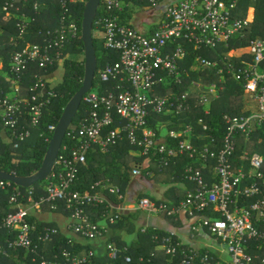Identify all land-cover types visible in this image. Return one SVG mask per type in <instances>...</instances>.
<instances>
[{
  "label": "built area",
  "instance_id": "1",
  "mask_svg": "<svg viewBox=\"0 0 264 264\" xmlns=\"http://www.w3.org/2000/svg\"><path fill=\"white\" fill-rule=\"evenodd\" d=\"M262 3L264 0H102L103 10L95 23L102 29L104 47L118 53L120 60L108 64L100 72V79L103 82L119 80L120 83L116 92L99 95L91 91L85 95L83 102L91 107L90 112L74 131L67 133L78 140V144L74 148L62 145L63 154L60 151L55 164L58 170L54 172V169L45 186L46 196L37 200L32 187L27 188L26 193L20 186L13 187L10 202L16 208L15 212L0 222V232L7 229L13 235L10 246L39 256L40 264H90V258L80 257L66 249L61 253L62 261L58 256L50 259L43 255L41 246L51 243L59 230L46 227L42 235H37L35 225L28 220L33 212L43 210V204H50L56 210L58 203L63 202L74 234L88 241L108 235L109 225L116 223L128 209L126 205H116L110 197L117 195L123 200L121 189L113 185L98 191L97 184L92 186V192L83 193L71 187L80 167L87 164L91 148L98 146L106 152L125 133L134 147L133 155L145 158V163L134 166V178L142 176V167L147 165L151 155L164 156L165 165L179 155L200 160L204 168L211 161L215 162L212 184L205 178L202 167L185 168L184 175L193 188L177 205L157 203L147 198L131 203L132 209L150 214L177 217L184 213L194 219L193 231L202 228L214 237L218 246H209L211 248L206 251L164 238L165 253L178 259L171 264H264V256L256 257L259 259L256 262V258L247 252L252 242H259V249L264 247V156L246 152L243 158L249 161V169L241 167L235 171L233 167L239 137L250 140L257 130L264 128V29L257 28L259 33L249 40L247 47H239L237 53L233 50L221 53L224 65L220 66L218 60L199 53L194 54V64L190 68L184 65L191 49L198 52L227 49L232 42H241L250 36L256 26V6ZM62 4L68 12L67 3L63 1ZM140 4H144L143 10L154 12L151 29L147 31L136 28L132 19L123 17L126 9ZM14 6V0L6 1L3 6L0 4L7 13ZM39 8V3H35L34 9L39 11ZM29 25L30 21L17 23L20 41L14 43L19 44L25 39ZM79 35L77 23L63 18L61 26L49 31L42 43H28L12 54L8 62L0 53L2 142L13 143V147L19 149L31 137L29 126H39L44 109L50 97L54 96L52 89L63 79L62 72L60 81L55 82L56 75L49 84L48 69L55 63H63L64 50L69 44L79 41ZM33 65L42 71L32 75L34 82L29 84V70ZM60 70H63L61 66ZM202 70H217L222 75L221 82L226 74L229 75L240 83L247 98L245 110L248 113L224 115L227 130L222 146L216 151L208 147L197 149L190 141L193 135L190 126L179 131L166 130L161 134L150 126L151 113L179 115L194 106H203L206 115L210 113L208 107L226 86L223 83L205 84L191 78L192 72ZM187 79L189 82L183 92L160 94L156 91L158 86L171 82L184 88ZM117 119L122 123H117ZM199 123L204 124V120L200 119ZM114 124H117L116 128L108 130ZM55 129L56 126H50L51 132L54 133ZM204 129L207 130V126ZM167 137L182 139L175 146L168 147ZM249 182L250 185H244ZM11 184L1 181L0 188L6 189ZM103 189L107 191L103 192ZM243 197L257 199L251 205H240L239 198ZM21 199H26L28 204L21 203ZM98 207L115 209L117 213H108L106 220L102 221L105 225L94 223L88 209ZM154 239L158 237L154 236ZM224 253L230 256L229 260H223ZM0 255H7L2 245ZM147 262L143 257L135 259L131 255H123V249L116 243L106 244L104 264Z\"/></svg>",
  "mask_w": 264,
  "mask_h": 264
},
{
  "label": "trees",
  "instance_id": "2",
  "mask_svg": "<svg viewBox=\"0 0 264 264\" xmlns=\"http://www.w3.org/2000/svg\"><path fill=\"white\" fill-rule=\"evenodd\" d=\"M26 1L27 2H22L25 3V12L28 14V18L35 19L33 23L34 25L32 26V31L29 32L28 36L29 38L31 37V39H27V43H22L21 41L19 44H12V42H9L10 36L8 37L6 35H1L2 37L0 36V41H2L3 38L7 45L4 50L0 51V53L4 54L5 60L7 62L9 61L12 54H14L16 51L22 50L23 47H25L28 43L42 42L43 38L41 39L39 36L33 37V35L36 32L47 34V32L59 27L63 18L74 20L77 23L80 34L79 36H81V39H79L77 42L69 44L66 47L64 50V61L61 65L60 63H55V65L49 67L48 73L46 75L50 79L49 84L52 83V79L57 75L60 66L64 70L63 79L52 89L54 96L50 97V102L44 109L39 126L36 128L29 126V129L31 130V137L25 143H23L19 149H15L13 147V143L2 142L0 136V171L15 175L17 177H29L39 171L50 141L53 137V132L50 131V126H57L65 107L83 85L85 76V56L84 43L82 40V22L84 10L89 0H75L74 3H72L71 0ZM63 1L67 3V8L69 9L68 12L63 7ZM35 3H39L40 5L39 15L34 10ZM143 5L144 4H140L126 9L123 17H126L129 20L132 19L134 12L139 10L140 7H143ZM135 7L138 8L135 9ZM134 9L136 11H134ZM102 10L103 7L101 4L96 20H98ZM1 18L2 16L0 19ZM255 24L256 26L254 31L250 36L243 38L241 42L238 40L232 42L231 46L227 49L219 48L217 51L213 52L208 50H202L198 52L191 49L189 51V58H187V60L184 62L185 68H190L194 64V54L199 53L209 59L218 60L221 66L224 65L223 60L220 57L222 56L221 53L229 52V50H233L237 53L239 47H247L249 40L254 35L259 33L257 28L264 29V3L258 4L256 6ZM1 28H3L1 29L2 33L8 31L11 33L10 35L18 34L16 22H10L9 25L1 24ZM100 32L102 33V29L95 23L93 37L98 61V71L96 73V79L92 92H95L99 95H106L111 92H116L117 85L120 83V81L112 79L110 81L103 82L100 79V72L103 71L108 64L110 65L119 62L120 55L114 51L107 50L104 47L103 41L100 39ZM17 41H20V38ZM216 52H218V54ZM41 71L42 70H39L38 67L33 65L29 70L31 76L28 78L27 82L29 84L33 83L34 80L32 75ZM202 76L204 82L207 83L212 80L217 81L218 79L216 78L220 77L212 74L211 72L208 73V71L202 70L192 72L191 78L193 80H199ZM189 79L185 81L183 86L188 83ZM225 79L226 80L223 84L227 87L220 93V98L213 104L208 115H206L204 109L201 106L191 107L187 112L179 115H176L175 113L169 115H156L155 113H151L149 117L150 126L155 128L158 134H161L164 130H184L187 126H190L193 129V135L190 141L197 149L200 150L204 147H208L209 149L216 151L222 146V141L227 130V124H225L223 119L224 115L230 114L235 116L248 113V111L245 110L244 96L240 83L233 80L229 76H226ZM183 90L184 89L182 87H179V85L173 84L171 82L167 84L163 83L162 85L158 86L156 91L157 93L165 94L169 93V91L182 92ZM90 109L91 107L83 102L77 117L69 129V134L74 131V129H76L81 119L89 114ZM200 119L204 120V124L199 123ZM117 123L122 122L117 119ZM116 125L117 124L110 126L108 130H113L116 128ZM204 126H207L208 129L205 130ZM181 139L182 138L173 140L167 137L168 147L175 146ZM237 142V150L233 158V167L235 171H238V169L241 167L249 169V161L243 158L246 152H249L250 155L253 153H259L264 156V128L257 130L251 136L250 140H245L244 137H239ZM77 144L78 140H74V138H72L70 135H67L63 142V147L69 146V148H74ZM133 149L134 147L131 145L125 133H123L121 135V139L118 140L116 144L111 145L106 152L102 151L98 146H94L87 154V164L80 167L78 175L71 189L86 193L92 192V186L97 184H99V187L97 188V190L99 189L98 191H100L104 186L110 187L116 185L121 189V192L125 197L127 187L133 178L132 171L134 166L143 162L145 163V158L138 157L131 153ZM62 154L63 151H61V155ZM163 159L164 156L158 155L157 157H154L151 155L150 161L147 162L146 166L142 167V176L148 177L149 173L153 172V178L163 183L188 182L184 175L185 168L188 166H196L201 168L203 165L200 160H193L188 155H179L178 157L172 158L171 160L167 161V165H165L166 162ZM214 164L215 162L211 161L206 168H201L205 178L210 182L209 184H212L214 181L212 179V170ZM54 169V172H57L58 168ZM48 182L49 180L47 179L32 186L34 189V198L38 200L46 196L45 186ZM4 183L6 184V181H4ZM11 183L12 184L7 186L6 189L0 188V222H2V220L8 214L15 212L16 209L10 202V198L13 187L17 185L13 182ZM250 184L251 183L249 182L245 183L244 185ZM20 189L23 193H26L27 191V188L24 187H20ZM106 191V189H103V192ZM110 197L116 205H122L125 200H120L117 195H112ZM142 198L144 197H139L136 200L130 202L134 203L138 199ZM256 199L257 197H252L249 199H246L245 197L239 198V204L248 206L253 204ZM156 202L160 203L159 201ZM179 202L180 201L178 200L177 203H174V205H177ZM21 203L28 204L26 199H21ZM43 209L44 211L46 210L48 213L52 214L60 211L69 214L63 202L58 203L56 210L52 209L50 204H43ZM88 212L92 214V220L94 223H100L106 220L105 217L108 213L115 214L117 213V210H111L106 207H98L88 209ZM206 215L210 214L206 213ZM137 216H139L137 212L124 211L116 223L109 225V235L103 236V238H105L107 241L106 243H116L121 249H123V255H132L135 259L140 257L145 258V260L148 261L146 264H171L173 261L171 256L166 254L157 255V251L155 250L158 243H156L154 236L158 235L159 238H162V232H156L150 228L145 233H142L139 230V237L141 242L144 243L143 245H138L136 247L134 245L128 246L126 243H124L122 240V233H133L136 231L135 221L137 220ZM217 216L220 217L219 215ZM28 221L35 225L37 230V233L35 234L37 235H42L45 232L46 227H56L54 224L51 225L49 221L44 222L42 220H36V218L32 216ZM12 238L13 235L10 234L7 229H2L0 232V245L5 248L7 255H0V264H40L39 256L31 254L25 249H15L10 246V240H12ZM258 245L259 242H252L247 249V252L253 255L255 258H261L264 256V247L259 249L257 248ZM125 248L127 250H124ZM65 249L73 251V253L75 252L78 255L82 250H86L85 252L87 255L90 254L89 245L86 246L72 242L70 241V238L64 233L58 234L51 243L42 245L41 253L50 259L58 256L61 260V253ZM153 254L154 256H152ZM11 258L14 259V261H12ZM33 258H36V261H33ZM258 258H256V262L259 261ZM16 260H20V262H17ZM90 260V264H103V262H106V254L102 258L91 256ZM175 261L177 262V260Z\"/></svg>",
  "mask_w": 264,
  "mask_h": 264
},
{
  "label": "crops",
  "instance_id": "3",
  "mask_svg": "<svg viewBox=\"0 0 264 264\" xmlns=\"http://www.w3.org/2000/svg\"><path fill=\"white\" fill-rule=\"evenodd\" d=\"M6 1H12V0H0L1 5L3 6V4ZM22 1L27 2L26 0H14L15 6L10 9L9 13L5 12L2 8H0V17L2 16V18L0 19V36L1 35H4V36L6 35L8 37L10 36L9 42H12V44H14V42L19 40V38H20L19 37L20 29L17 27V23L21 22V21H25V22L30 21V25L27 29L26 34H25V39L22 41V43L31 39V37L29 38L28 36H29V32L32 31V26L34 25L33 23H34L35 19L34 18L29 19L28 18V14L25 12V5H24L25 3ZM135 6H137V5H135ZM137 8L138 7H135V9H137ZM135 9H134V11H136ZM36 13L38 15L40 14L39 11H36ZM153 13H154L153 11L143 10L142 7H140L139 10L134 12L133 17H132V20H133V23L135 24V27L138 29H144L146 31L150 30L151 27L146 28V25H148V23H150V26H151L152 23L148 19L152 17ZM33 19H34V21H33ZM10 22H14V23L16 22V27L18 29L17 35H13V34L10 35L11 33L8 31H5L4 33H2L1 29H3V28H1V24L9 25ZM57 28H55V29H57ZM55 29H53V30H55ZM53 30H51V31H53ZM34 36H39V37H41V39L43 38L42 39V42H43L44 38L47 37V34H43L41 32H36L33 35V37ZM100 39L103 41V33H101V32H100ZM42 42H39V43H42ZM30 43H38V42H30ZM6 45H7L6 41L2 38V41H0V51L4 50V48H6ZM211 73L215 74L217 76H220V77L216 78V79H218L217 81L212 80L209 83L204 82L203 76L197 81L203 82L205 84L214 83V84H219V85H221L222 83L225 82L226 79L223 80V82H221L222 75L219 74L217 70H214ZM226 76H229V75L226 74L225 78H226ZM187 84L183 88L184 89L183 91L186 90ZM220 95L221 94H219V97L217 99H215L214 101L211 102L208 109L210 108V110H211V107L220 98ZM243 96H244V94H243ZM246 99L247 98L244 96V102H246ZM201 107L203 109H205L203 106H201ZM150 173H151V175H149L148 177H145L146 179H149V180L147 181L148 183H146V182L144 183L145 184L144 189L138 190V197H144V198L150 199V200L155 201V202L156 201L167 202L170 205H174V203H177L178 200L182 201L186 197L187 192L193 188V184L188 183V182L163 183V182L157 181L153 178L154 173L153 172H150ZM134 179H136V178L133 177L130 184L127 187V190L125 192V197H124L125 200L123 199L124 203L122 205H120V206H124V205L127 206L128 209L125 211L137 212V214H139V216H137V220L135 221L136 231L133 233H127V232L122 233V240L124 241V243H126V245H128V246L134 245L136 247L138 245H143L144 243L141 242V239L139 237V230L142 233H145L150 228L153 231L162 232V235H163L162 238H159V236L156 235L158 237V239L155 240L156 243H158L157 247L155 248V250L157 251V255H159V254L165 255L166 254L164 251V245H163V241H162L164 238H172V241L175 244L180 243L183 246L197 248V249H200L202 251L209 250L211 248L209 246H218L214 240V237L207 230L199 228L198 231H193L192 225L194 224V219L188 217L184 213H180L179 216H177V217H168V216H164V215L150 214V213H146L144 211L132 209L130 201L132 199H135V198H130L128 196V194H129L128 192L129 191L132 192L131 186L134 185ZM132 193H134V192H132ZM32 217H35L36 220H42L44 222L49 221V223H51V225L54 224L56 226L54 228L59 230V234L64 233L67 237L70 238V241H72V242L79 243L81 245H86V246L89 245V249H90L89 253L90 254L87 255L85 252L86 250H82L79 254L80 257L91 258V256H93V257L96 256V258L97 257L102 258L103 256H105L106 244H107L106 239L101 237V238H97L95 240L88 241V240H84L83 238L74 234L72 231L71 225H70L69 214H66V212L60 211V212H56V213L52 214V213H48L46 210L44 211V209H43L41 212H38V213L33 212ZM101 224L105 225V222H101ZM109 230L110 229L108 227V235L110 233ZM70 252L73 253V251H70ZM75 255H78V254L75 253ZM152 256H154V254ZM6 257H8V256H6ZM222 258H223V260L226 261V260L230 259V256L224 253L222 255ZM11 260L14 261V259H12V258H11ZM175 260H178V259H175V258L173 259V261L176 263ZM16 261L20 262V260H16ZM104 263L105 262H103V264Z\"/></svg>",
  "mask_w": 264,
  "mask_h": 264
},
{
  "label": "water",
  "instance_id": "4",
  "mask_svg": "<svg viewBox=\"0 0 264 264\" xmlns=\"http://www.w3.org/2000/svg\"><path fill=\"white\" fill-rule=\"evenodd\" d=\"M102 0H89L86 4L82 22V40L84 43L85 76L83 85L64 109L61 119L53 133L46 155L39 171L29 177H17L0 171V181H10L17 186L30 188L49 178L54 171L66 135L78 115L85 95L93 90L98 61L93 37L95 19Z\"/></svg>",
  "mask_w": 264,
  "mask_h": 264
},
{
  "label": "rangeland",
  "instance_id": "5",
  "mask_svg": "<svg viewBox=\"0 0 264 264\" xmlns=\"http://www.w3.org/2000/svg\"><path fill=\"white\" fill-rule=\"evenodd\" d=\"M152 17L151 18H149L148 20H150V21H152ZM150 27V23H148V25H146V28H149ZM62 72H63V74H64V70H60V71H58V73H57V79L55 80V82H57V81H60V76H61V74H62ZM166 130H164V132H165ZM149 179H146L145 178V176H139V177H137L136 179H134V185H132L131 186V191L132 192H134V193H132V192H128L129 194H128V196L130 197V198H135V199H132L131 201H134V200H136L137 199V197H138V190H142V189H144V186H145V182L146 183H148L147 181H148ZM139 198V197H138Z\"/></svg>",
  "mask_w": 264,
  "mask_h": 264
}]
</instances>
